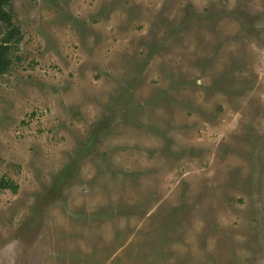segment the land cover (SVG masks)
Returning a JSON list of instances; mask_svg holds the SVG:
<instances>
[{"label": "rangeland", "instance_id": "1", "mask_svg": "<svg viewBox=\"0 0 264 264\" xmlns=\"http://www.w3.org/2000/svg\"><path fill=\"white\" fill-rule=\"evenodd\" d=\"M0 264H264V0H11Z\"/></svg>", "mask_w": 264, "mask_h": 264}, {"label": "trees", "instance_id": "2", "mask_svg": "<svg viewBox=\"0 0 264 264\" xmlns=\"http://www.w3.org/2000/svg\"><path fill=\"white\" fill-rule=\"evenodd\" d=\"M11 0H0V77L8 73L14 64V50L22 38L19 25L12 11ZM10 188L17 190L11 180H0V191Z\"/></svg>", "mask_w": 264, "mask_h": 264}]
</instances>
